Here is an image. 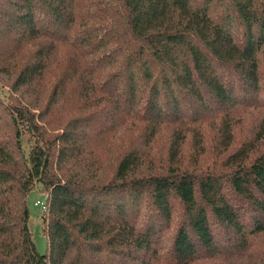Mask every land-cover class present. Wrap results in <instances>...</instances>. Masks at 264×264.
I'll return each instance as SVG.
<instances>
[{"label":"trees","instance_id":"obj_1","mask_svg":"<svg viewBox=\"0 0 264 264\" xmlns=\"http://www.w3.org/2000/svg\"><path fill=\"white\" fill-rule=\"evenodd\" d=\"M223 2L0 0V44L17 42L4 61L39 42L12 85L15 139L0 142V264H197L222 254L264 264V252L250 251L264 235V148L242 142L225 158L227 173L185 161L188 132L196 145L203 126L187 109H219L224 147L231 109L264 110V0ZM63 104L74 109L66 120L53 114ZM170 126L157 165L149 148ZM115 128L137 134L106 177L102 148ZM257 128L264 143V114ZM37 185L46 190L45 253L29 225ZM173 199L183 215L166 251Z\"/></svg>","mask_w":264,"mask_h":264},{"label":"rangeland","instance_id":"obj_2","mask_svg":"<svg viewBox=\"0 0 264 264\" xmlns=\"http://www.w3.org/2000/svg\"><path fill=\"white\" fill-rule=\"evenodd\" d=\"M102 0H78V3L82 6L84 4L90 5L91 2H97ZM228 4V0H224L221 9H223ZM223 7V8H222ZM227 7V6H226ZM228 9V8H227ZM232 9V6H231ZM233 11V10H232ZM1 26H4L2 23ZM235 30L241 34L243 27L238 19L235 20ZM1 31L3 28L0 29ZM2 43L0 44V97L3 100L2 103L5 105H1L0 108V142L9 141L14 138L15 128L12 124L10 113L8 110H11V107L17 102L16 94L12 90V85L18 70L21 68L22 63L26 60L24 57L25 53H28L35 49L38 46L39 42L36 39L32 40V42H28L26 46H21L17 49V53L13 59H9L8 61H4V55L6 52L4 49L14 48V41L9 38H3ZM13 42V43H12ZM11 45V47H10ZM260 63L262 68V75L264 76V52L260 55ZM50 77V76H49ZM48 77V78H49ZM236 85V84H235ZM237 87V85H236ZM44 102L46 100L47 94H43ZM264 97V80L262 91L260 93L259 102L263 101ZM242 98V99H241ZM246 98H243L239 95V103L245 101ZM241 101V102H240ZM242 104V103H241ZM236 105V106H237ZM217 107L212 105V109H199L195 106L193 109H187V113L189 117L198 116V120L203 121L202 131L199 132L197 137H199L200 141L195 145L194 135L192 132H188L187 138L184 144V153H185V161L190 162L192 166H195V171L199 173H219L224 172L227 173L229 171L228 164H226L225 158L236 150L242 142H255L256 148L262 150L264 148V143H260L256 140L255 134L258 131V124L260 122V117L264 114V110L262 106L258 107H248V110L242 111L244 107L239 108L235 111V107L231 109L234 112L230 115L231 119V132L233 134L232 145L229 147H224L223 143V135L219 133V126L222 123L223 115L218 112ZM36 110H38L36 108ZM74 112L72 104H63L54 111L53 114L60 115L62 120H66L70 115ZM111 125L114 124V121H111ZM54 124V123H53ZM110 125V126H111ZM172 127H166L162 130L158 139L153 146L149 149L152 150V155L148 158H151L155 163L161 164L162 158L166 156L167 147H168V138L170 136ZM137 134V129L132 130H124L121 131L119 129H113L108 136V144L102 148V170L106 172V177H111L116 168L118 157L123 153V151L128 147L127 138L130 136H135ZM28 138V135H26ZM140 141V139H139ZM25 149L28 151L30 143L24 142ZM120 153V154H119ZM255 153H257L255 151ZM119 154V156H118ZM46 190L40 185H37L36 188L31 190L28 194V205L30 209V218L29 225L31 227L33 238L35 240L36 246L41 253H45L48 250V240L47 236L43 230V207L41 205H37L36 201L46 202ZM174 201V218L172 225L165 231L163 244L165 246L164 250L167 251L168 246L171 245V238L174 235V232L177 228V224L180 221V218L183 215V206L180 204L178 199H173ZM146 205V203H145ZM145 205L143 209H145ZM216 230L220 233H224V231L215 226ZM228 247H223L225 249ZM252 252V257L257 258V255H260L264 252V235L259 236L254 239V243L250 250ZM227 254L212 257V258H203L197 262V264H240L239 260L231 259V262L227 258ZM168 260V258H166ZM163 264H170L166 261Z\"/></svg>","mask_w":264,"mask_h":264},{"label":"built area","instance_id":"obj_3","mask_svg":"<svg viewBox=\"0 0 264 264\" xmlns=\"http://www.w3.org/2000/svg\"><path fill=\"white\" fill-rule=\"evenodd\" d=\"M36 204L41 205L44 209L47 207L45 202L36 201Z\"/></svg>","mask_w":264,"mask_h":264}]
</instances>
